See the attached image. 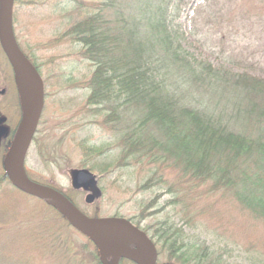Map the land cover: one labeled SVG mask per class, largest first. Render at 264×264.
<instances>
[{
	"label": "trees",
	"instance_id": "16d2710c",
	"mask_svg": "<svg viewBox=\"0 0 264 264\" xmlns=\"http://www.w3.org/2000/svg\"><path fill=\"white\" fill-rule=\"evenodd\" d=\"M94 1L99 4L88 10L89 17L75 20L62 35L81 45L95 64V78L84 85L91 90V103L104 105L108 114L101 125L116 138L110 148L88 146L86 151L102 150L93 155L104 156L117 149L116 168L145 157L156 185L177 198L171 202L217 196L247 218L244 232L264 230L258 224L264 225V0H193L185 25H173L171 15L178 19L187 0ZM185 26L220 63L183 44ZM116 105L134 113L129 121L136 118L135 109L144 111L142 122L136 118L139 129L129 121L126 130L116 128L123 120ZM14 137L12 132L3 139L5 154ZM200 212L187 214L193 221ZM164 229L156 233L180 263H225L213 256L202 235L186 241L182 233ZM96 255L103 264L115 260L109 253Z\"/></svg>",
	"mask_w": 264,
	"mask_h": 264
},
{
	"label": "rangeland",
	"instance_id": "374dc122",
	"mask_svg": "<svg viewBox=\"0 0 264 264\" xmlns=\"http://www.w3.org/2000/svg\"><path fill=\"white\" fill-rule=\"evenodd\" d=\"M187 1L189 4L178 19L171 15L173 25L189 24L187 17L193 0ZM98 4L94 0L13 1L15 38L44 82L43 110L24 162L27 176L64 192L88 217L125 219L146 231L156 244L160 264H183L179 262V255L175 256L156 233L168 226L173 233H182L186 241L191 239L190 235H202L211 246L209 249L213 256H222L224 264H264V258H261L264 257V230L253 228L250 234L244 232L242 227L248 220L237 214L230 201L224 203L211 195L195 201L187 196L186 199L179 198L181 202L186 201L185 204L178 202L177 205L170 201L177 198L168 188L156 185L157 177L147 166V158L126 160L116 168L119 162L117 149L104 156L93 155L102 150L86 151L88 146L110 148L116 138L108 131L110 129L101 125L108 114L104 105L91 103V90L84 85L91 77L95 78V64L81 52V45L70 43L71 40L62 35L75 20L89 17L88 10L98 7ZM107 16L104 15L105 18ZM183 32V44L191 52L215 65L221 62L217 53L191 35L186 26ZM243 66L228 65L238 72L248 71L263 76L261 72ZM4 88L3 94L1 90ZM115 97L123 98L117 94ZM28 103L25 87L16 79L0 45V116L7 118L5 124L10 131L20 128ZM117 109H120L123 120L116 123V128L126 130L127 116L132 117L134 113L127 114V110L120 107ZM134 111L141 121L144 111ZM136 118L129 121L131 127L136 126ZM136 128L139 129L138 125ZM130 162L131 168L127 166ZM6 163L7 154L5 156V148L2 147L0 264H103L96 254L105 258L103 255L106 253L58 215L56 209L11 185L5 175ZM73 168H86L97 175L103 194L93 204L86 203L85 191L72 188L69 170ZM172 207L177 208L173 211ZM188 210H202V213H194L192 221ZM255 250L263 252L258 255ZM115 260L113 264H136L119 261L118 258Z\"/></svg>",
	"mask_w": 264,
	"mask_h": 264
},
{
	"label": "water",
	"instance_id": "95a60500",
	"mask_svg": "<svg viewBox=\"0 0 264 264\" xmlns=\"http://www.w3.org/2000/svg\"><path fill=\"white\" fill-rule=\"evenodd\" d=\"M13 0H0V42L6 56L14 66L19 81L25 87L29 103L25 107L23 121L9 152L6 170L13 184L20 190L43 198L60 210L66 219L91 240L106 250L120 256L135 259L140 264H155L157 250L148 235L131 222L120 218H90L82 213L66 196L56 189L31 180L24 169L31 141L36 132L43 110L44 82L37 69L28 61L15 40L12 25ZM0 117V145L2 138L9 135V128ZM72 186L89 192L86 202L91 204L102 196L97 175L86 168L69 170ZM132 240L140 253L122 247L126 240Z\"/></svg>",
	"mask_w": 264,
	"mask_h": 264
},
{
	"label": "bare ground",
	"instance_id": "6f19581e",
	"mask_svg": "<svg viewBox=\"0 0 264 264\" xmlns=\"http://www.w3.org/2000/svg\"><path fill=\"white\" fill-rule=\"evenodd\" d=\"M141 219H143V218H141ZM137 227V226H136ZM137 228H139V227H137ZM124 245H122V247H123ZM107 252L109 253V254H111V255H113V256H116L117 255V253L116 252H111V251H109V250H107ZM157 252H158V250H157Z\"/></svg>",
	"mask_w": 264,
	"mask_h": 264
},
{
	"label": "flooded vegetation",
	"instance_id": "af4514ba",
	"mask_svg": "<svg viewBox=\"0 0 264 264\" xmlns=\"http://www.w3.org/2000/svg\"><path fill=\"white\" fill-rule=\"evenodd\" d=\"M9 64H10V62H9ZM10 66H11V64H10ZM11 68H12V66H11ZM12 70H13V69H12ZM5 90H6V89L4 88L3 90H1V92L4 94V93H5ZM126 244H127V242H126ZM126 244H125V245H126ZM156 264H160V262L156 261Z\"/></svg>",
	"mask_w": 264,
	"mask_h": 264
}]
</instances>
